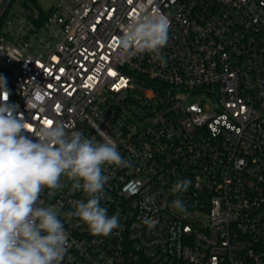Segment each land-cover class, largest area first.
Segmentation results:
<instances>
[{
	"label": "built area",
	"instance_id": "2783aa9c",
	"mask_svg": "<svg viewBox=\"0 0 264 264\" xmlns=\"http://www.w3.org/2000/svg\"><path fill=\"white\" fill-rule=\"evenodd\" d=\"M55 1L2 3L9 102L31 131L49 120L98 140L101 130L132 162L108 169L101 202L121 227L93 236L65 219L62 264H264V0ZM141 9L170 18L166 64L117 55L121 25ZM185 178L186 210L163 206ZM62 184L42 206L84 199Z\"/></svg>",
	"mask_w": 264,
	"mask_h": 264
},
{
	"label": "clouds",
	"instance_id": "9594fccd",
	"mask_svg": "<svg viewBox=\"0 0 264 264\" xmlns=\"http://www.w3.org/2000/svg\"><path fill=\"white\" fill-rule=\"evenodd\" d=\"M170 24L158 9H141L121 25L117 55L127 59L147 53L166 64L162 50L168 44ZM9 95L7 80L0 76V264H62L69 244L65 219L75 218L93 236L108 237L121 227L119 213L109 216L101 202L106 198L108 169L129 168L132 162L101 130L98 140L58 120L31 131ZM62 178L71 181L72 190L81 191L84 199L73 201V210L67 212L60 204L42 206L41 194L62 188ZM190 185L187 178L177 180L169 189L177 198L162 205L185 211L180 194ZM158 194L146 196L145 202L153 203ZM143 223L155 226L147 217Z\"/></svg>",
	"mask_w": 264,
	"mask_h": 264
},
{
	"label": "rangeland",
	"instance_id": "374dc122",
	"mask_svg": "<svg viewBox=\"0 0 264 264\" xmlns=\"http://www.w3.org/2000/svg\"><path fill=\"white\" fill-rule=\"evenodd\" d=\"M4 0H0V8ZM42 4L45 8H50L56 4L55 0H42Z\"/></svg>",
	"mask_w": 264,
	"mask_h": 264
},
{
	"label": "snow or ice",
	"instance_id": "6c2138e0",
	"mask_svg": "<svg viewBox=\"0 0 264 264\" xmlns=\"http://www.w3.org/2000/svg\"><path fill=\"white\" fill-rule=\"evenodd\" d=\"M51 122H52L51 120L47 121L48 124H51Z\"/></svg>",
	"mask_w": 264,
	"mask_h": 264
}]
</instances>
